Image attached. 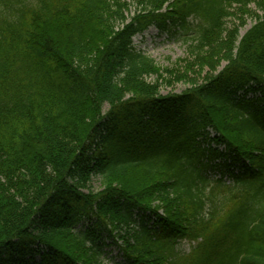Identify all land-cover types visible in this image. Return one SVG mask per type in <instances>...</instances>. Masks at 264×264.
Wrapping results in <instances>:
<instances>
[{"label": "trees", "instance_id": "1", "mask_svg": "<svg viewBox=\"0 0 264 264\" xmlns=\"http://www.w3.org/2000/svg\"><path fill=\"white\" fill-rule=\"evenodd\" d=\"M138 2L0 0V264H264V0ZM152 27L205 83L160 94Z\"/></svg>", "mask_w": 264, "mask_h": 264}, {"label": "rangeland", "instance_id": "2", "mask_svg": "<svg viewBox=\"0 0 264 264\" xmlns=\"http://www.w3.org/2000/svg\"><path fill=\"white\" fill-rule=\"evenodd\" d=\"M121 1L129 5V12L127 14L129 18L133 17L135 13L141 9L138 0ZM248 9L253 12L256 11L254 4H250ZM252 17L253 15H249L248 18L247 16L245 17L247 22L245 29L242 30V34L249 30L255 23V19ZM238 24L239 21L237 17L234 16L229 19L227 26L228 28H232L234 25ZM191 26L192 28H195L197 26V22L192 21ZM193 36V31L186 34L180 29L171 27L170 32H160L156 28L152 27L143 35H139L134 38L133 45L135 50L153 59L156 65L161 69V74L164 76L160 82V94L162 96H167L169 94H181L185 90L191 88L193 81L194 83L197 82L198 84L205 83L209 71L207 64L204 66V68L196 67V71L194 73L187 69L188 65L194 64V61L196 62L195 59L197 55L195 54V50L191 49ZM198 65L200 66V64ZM222 65L225 66L226 64L223 63ZM167 69H178L180 74L175 76L166 75L164 71ZM155 80H157V78L154 76L149 78L148 82L154 84ZM108 110L109 107L105 106L103 109L104 114L107 113ZM90 187L93 193H98L103 189L99 178H94ZM230 187H232V185H230ZM87 192L88 191L84 190V193ZM160 214L163 215L162 210L160 211ZM109 243H111L110 240ZM193 245V243L187 241L182 242L180 246V252L183 255L189 254ZM107 251L109 252V257L105 258V263H122L121 255L117 246L112 245L107 249Z\"/></svg>", "mask_w": 264, "mask_h": 264}]
</instances>
